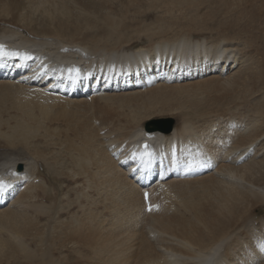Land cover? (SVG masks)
Masks as SVG:
<instances>
[{"label":"bare ground","instance_id":"obj_1","mask_svg":"<svg viewBox=\"0 0 264 264\" xmlns=\"http://www.w3.org/2000/svg\"><path fill=\"white\" fill-rule=\"evenodd\" d=\"M142 1L140 0V2ZM149 1H151V5L148 4V6L152 8H163L162 11L169 14L173 10H178L180 14L174 16L173 20H170L172 16L169 15L168 17L171 16L168 19L169 21L164 18L159 20L160 18H158L157 22H159H154L157 24L154 28L148 25L142 26L146 27L143 29V33L148 38L147 43H145L137 42L140 39L138 35L139 30L136 36H128L121 31L123 28L126 30L129 26V24H125V17L124 19H117L119 20L117 21L114 20L115 17L109 16H104L103 26H98L95 32L88 33L83 32L81 26L78 24L73 25L63 21L57 28L54 26L56 29L52 30L50 26L52 31L49 34L47 33L48 35H42L40 33L41 30L39 31L40 34L32 32L34 30L30 26L31 22H25L26 24L23 25V28L29 36L22 34L24 38L20 37L18 41L11 40L9 39V35L13 34L12 32H16L17 29L8 26L9 24L22 26L20 20H22V9L26 6V0H0V26L8 28L0 29V41L5 46V51L9 52L11 47L19 44H38L39 48L41 44H45L47 45L45 51L52 52L49 54L54 53L56 57L59 55L63 59H69L60 55L61 46H74L79 49L80 54L81 52L87 53L85 50L87 48L91 54L100 50L98 52L105 54L107 52L109 56L116 55L120 58L122 57L123 61L131 66L129 69L121 68L118 70V74L116 75L120 76V79L118 78L119 81L123 77L127 79V76L135 81L138 79L148 80V83L144 86H148L147 89L141 92L136 91L126 94L118 92L113 95L111 93L105 95L101 93L99 96L91 95L90 101L88 97L86 99H69L68 97L51 96L44 90V87L32 90L29 82L18 81L21 84L15 82L20 76L22 79H27L26 81H32V84L37 82V85H40L42 80L48 79L51 71L47 63L48 61L43 60L40 62L33 61L30 64L26 63L27 66L24 67L26 70L20 76H12V79L15 81L6 79L0 82V114L6 107H4L5 103L10 100V107L19 111L23 118L22 120L15 118L17 123L14 118H11L14 122L12 123L13 125H10L9 120H3L0 117V176L15 179L16 176L18 177L21 172L25 171L29 176L34 175V179L36 177L40 179L39 182H32L31 184H27L23 189L18 190L11 188L15 184L12 181L8 179L4 182L0 181V184L5 186L3 191H0V229L1 231L4 229L10 233V236L7 238L4 235L3 237L0 236V264H63L67 263L73 254L79 262L84 256H88L87 261H92V264L94 262L100 264H177L183 260L186 262L190 261L189 264H214L221 260H233V252L231 250H234L233 247H237V244V251H242L244 257L234 264H256L259 259L264 258V237H262L264 234L262 236L259 234L262 237V241L256 245L253 241L255 233H253L252 228H249L251 221L247 218V215H249L247 213L248 207H245L248 203L251 205L261 203L262 208L259 209V212L264 213V159L257 160L255 158L256 154L260 151L259 149L253 154V160L249 159L245 161V159L241 163H236L234 156L236 155L237 157L243 154L248 146L264 135V99L260 98L254 100L255 102L252 101L253 107L251 108V112L256 114L255 117L247 115V120H243L240 118L243 114L239 115L237 113L239 111L235 112V109L238 107L237 105L249 104L253 93L261 89L264 91V0H222L218 4L219 8L212 12L216 14L217 11L223 10L222 12L226 20L218 25L219 30L215 29L219 37L209 41L208 45H205L206 42L203 43L198 39L196 34H193L194 31L192 30L200 26L199 23L192 17L188 18L190 11L194 10L197 13L199 6L208 0ZM131 2L134 3V0ZM29 8L31 7L27 6V9ZM25 20L28 21V19ZM58 21H55V23H58ZM184 28L185 30H189L188 35L182 31ZM231 29H234L233 31H235L236 35L244 33H252V37L254 35L255 39L252 40L251 37L247 39V43L255 48L254 55L255 57L259 56V61L253 62L250 65L251 67L253 66V71L247 72L245 70L247 68H245L242 73L238 72L224 79L221 78V80L220 73L223 68L227 69L225 72L227 73L231 67L238 63L237 54L240 49L232 45L227 48L226 45L230 42L224 43L222 41L223 44H220V40L222 39H227L228 41V39L233 38L227 35L228 31H232ZM131 30H135V28ZM141 30L140 27V32ZM170 33H172L171 36H169ZM15 34L18 35V32ZM183 34L190 39V51L189 49L186 50L190 47H186L182 43L183 41L187 42ZM47 36H51L52 38H47ZM154 36H158L156 42L152 39ZM5 37L7 38L5 39ZM203 47L208 48L207 51L204 49V54H209V57L212 58V61L210 60L211 62L207 65H205L206 58L196 56ZM105 54L101 55L105 57ZM221 54L225 55L221 56ZM81 55H79L80 60L85 57ZM254 55H252L253 58ZM5 60H8L11 65L15 63L10 55L5 56ZM99 61L102 62V60ZM1 64H4L3 61ZM41 65L45 68H41ZM140 65L144 67V70L138 74L137 66ZM9 67L10 64L4 65L1 70L3 69L2 71L5 73L9 72L8 74H10ZM66 68L70 73L61 74ZM56 70L62 72L54 74L56 78H54L51 85L49 81L47 84L43 83V85L58 88L59 94H63L60 90H64L66 86L69 92L72 87L71 85L75 84L81 73H83L77 67L72 68L71 66L65 67L63 65L58 66ZM195 72L197 73L196 78L203 79L197 81L194 85L187 86V76L191 75L193 77ZM200 72L202 73L201 76H199ZM206 74L210 75L206 76ZM135 75L138 78L134 79ZM156 75L158 77L157 80L153 79ZM59 76L62 77L60 78ZM181 80H186V86L177 84ZM116 81L115 75H105L103 79V82L109 85L110 83L113 85ZM159 81L162 83L159 84ZM171 81L176 82L177 85L168 88L167 83ZM190 83L192 82L190 81ZM16 86H26V88H23L25 92H23L22 96H18L14 88ZM201 91L206 94L205 97L198 101L193 100V98L196 99L199 96L198 94ZM185 92L187 94L182 99V103L175 105L169 101L173 95L183 96ZM33 93H35L34 97ZM44 97L51 103L48 105L39 104V102L44 100ZM224 99H226V102L223 105L222 101ZM231 100L235 101L232 105L233 107L230 106ZM215 107L216 109H214ZM36 108L39 115L35 113ZM49 110H54V115ZM90 110H92V115H90ZM3 112L5 113V111ZM236 114L239 116H236ZM171 115L177 116V119L174 116L172 117L176 119V125L171 131L164 133H159L158 131L145 133L144 131V133H141L143 128L140 129V127L143 126L144 120L150 117H170ZM93 117L95 121L98 120L99 124L94 125L92 123ZM213 117H216L218 120L221 119V121H218L220 124L211 132V134H215V137H204L205 133L214 125L213 121L215 120L212 119ZM42 122H48L49 125L45 126ZM196 122L200 123L195 125ZM51 123L61 124L63 127H51ZM101 125L106 126L107 133H113L111 129L114 127L118 130L116 137L111 139L110 135H108L106 138L108 137L111 140L123 139V145L121 141L116 144V146L121 144L120 146L122 147V151H117L118 156H121L119 160L114 159L115 156L111 155L103 145L107 139L103 137V141L98 134V129L100 130ZM242 126L246 130L240 129ZM41 127L43 128L41 130L43 133L38 132L39 134H34ZM5 128L6 130H3ZM126 128L127 130H125ZM130 133L133 134L129 136ZM35 136L47 138V143L49 141L52 147H46L49 150L56 148L57 151L53 152L50 157H45L41 147L33 146L32 154L38 158L35 163L36 170H33L31 168L35 166L30 162L33 156L31 155V157L26 152V149L31 142L36 143L31 139ZM228 137H232L229 140V146L224 144V140H228ZM204 139L209 143H213L212 148L216 153L220 148V152L223 151L217 154L218 161L215 168L216 171L224 170V176L219 173L207 172L196 179L173 177L171 175L173 168L179 167L183 169L185 166L175 162L169 151L177 147L180 149V152H190L195 148L194 145L196 143L202 142ZM125 140L127 141L125 142ZM189 140H191V144L185 145L186 141L188 142ZM219 140L222 141L221 144L217 143ZM145 145H147V148H145ZM158 146L162 147L160 151H158ZM164 156H168L167 159L170 162L163 170L161 164L164 161ZM204 156H206L204 160L194 158V155L189 156L192 158L190 163L210 164L209 156ZM228 156L233 160L227 159ZM60 158L63 161L61 164L65 167L68 163L74 171L72 173L78 175L77 177H74L68 171H63V169L59 172H54L53 162L57 163ZM127 158H130L132 168L136 165L139 167L134 171L132 176L128 175L127 171L120 165V161L125 162ZM17 162H19L18 165H24L23 171L16 168ZM130 164H127L128 167ZM158 170L160 174L154 181L165 178L168 181L160 187L158 186V188L151 186L154 181L146 187L149 190V200L152 205L151 210L147 212L143 200L144 187L137 182L135 183L133 178L137 177L139 173H142L139 177L144 176V178H147L154 171ZM227 176H235L238 179L244 180L247 183L244 184L245 187H250V191H244L241 187L237 189V186L234 188L232 187L233 185H224L223 182L224 180L226 181ZM84 177L88 179L91 187L94 188L103 183L104 185L108 183L111 188L114 186L123 188V203L125 204L124 208L128 211V215L126 214L128 216V226H120L118 223L120 219L115 217L113 225L111 223L108 226L100 227V222L95 217L96 212L85 210L79 218L71 216L72 218L70 219L57 221L56 224L51 226V229L42 230L44 224L40 226L39 219L42 216L43 218L46 217V220H48L46 224H49L52 218L51 215H53L57 206V196L60 191H65L61 184L67 180L79 182ZM193 182H202L203 187L200 191L205 193L204 195L207 200L204 201L207 202L200 203L202 200L196 202L189 197L182 198L181 205L184 207L183 209L189 212V214L187 213L184 216V214L175 211L174 201L180 194L187 193V190L190 191L184 184L187 185ZM226 182H228V179ZM10 188L11 192L8 194L7 191ZM104 188L103 190L101 189L102 193H104ZM11 196L14 197L13 203L23 204L27 208H30L31 211L27 208L18 209L2 206L3 201ZM192 197H194L193 194ZM39 198H45L46 202H38ZM69 198L67 197L66 203L69 201ZM113 198L115 199V196ZM104 199L108 200L105 197ZM86 203L92 202L86 201ZM156 204L158 207H156ZM109 206L111 207L110 204ZM62 208L59 206L60 210ZM243 208H245L244 212ZM143 220L149 226V231L154 234L155 240H159L160 244L153 245L152 240L147 236V232H141ZM40 222L42 223V221ZM240 223H243V230L246 233L244 239L242 235H237V230L233 232V229V234L231 235L227 231L229 227L239 225ZM261 223H264V221L261 220ZM254 224L252 225L254 226ZM262 226L264 227V225L259 227L262 228ZM160 233L172 236L176 242L174 241V244L164 243L167 240L166 236H159ZM239 237L243 240H240ZM228 238L232 239L228 240ZM29 243L35 246L39 244L41 250L35 251V249H31ZM46 243H48L47 246ZM70 248L72 249L70 250ZM212 254H215L217 258L214 262L210 261L208 263V260L204 258Z\"/></svg>","mask_w":264,"mask_h":264},{"label":"rangeland","instance_id":"obj_2","mask_svg":"<svg viewBox=\"0 0 264 264\" xmlns=\"http://www.w3.org/2000/svg\"><path fill=\"white\" fill-rule=\"evenodd\" d=\"M39 1V2H38ZM128 1V2H127ZM131 1H133V0H131ZM130 0H26V6H24V8L22 9V20H20V24L22 25V26H14V25H10L9 24V26L8 27H11V28H15V29H17V31L16 32H18V35L17 34H15L16 32H12L13 34H10L9 35V39H11V40H15V41H18V40H20V37L22 38L24 35H22V34H26L27 32H26V30L23 28V25H25L26 23H28V22H31V28L34 30V31H32V32H34V33H38V34H42V35H48L49 34V32L50 31H52L55 27L57 28L58 27V25H60V24H62L63 23V21H65V22H68V23H70V24H78L79 26H81V28H82V31L83 32H86V33H88V32H95L97 29V27L98 26H103V24H104V22H103V18H104V16H109V17H112V18H114V20H117V19H124V17H125V24L127 23V24H129V26H128V28H126V30H124V28L121 30L122 32H124V34H126V35H128V36H130V35H132V36H136V34H137V32H138V30H139V32H138V35L140 36H138L140 39H138L137 40V42H145V43H147V41H148V38L144 35L145 33H143V29H145L146 27H142V26H145V25H148V26H150V27H155V25H157V24H155L154 22H157V19L158 18H160L159 20H161V18H164L165 20H168L171 16V18H170V20H173L174 19V16H177V15H179L180 13H179V11L178 10H173L172 12H171V14H169V13H167V12H163L162 10H163V8L161 9V8H152L151 6H148V4L149 5H151L150 4V2L151 1H149V0H143L142 2H140V0H134V3L133 2H131ZM137 1V2H136ZM144 1H145V3H144ZM147 1H148V3H147ZM222 0H208V1H206V2H204L202 5H200L199 6V8H198V10H197V13H195V11L193 10V11H190L189 13H188V18L189 17H192V18H194L198 23H199V25L200 26H198L196 29H194V30H192V31H194L193 32V34L195 35H197V37H198V39H200L203 43L204 42H206L205 43V45H208L207 43L209 42V41H211V40H213L214 38L216 39V37H219V34L215 31V29H217V30H219L218 29V25L220 24V23H222V22H224L226 19L224 18V14H223V10H220V11H217V13L216 14H214L212 11L213 10H215V9H217V8H219L218 7V4L221 2ZM125 3V4H124ZM136 3V4H135ZM141 3V4H140ZM146 3H147V5H146ZM124 5V6H123ZM136 5V6H135ZM27 6L29 7H31V8H29V9H27ZM148 6V7H147ZM128 8V9H127ZM156 9V10H155ZM137 11V12H136ZM24 12V13H23ZM126 12V13H125ZM163 12V13H162ZM43 13V14H42ZM167 13V14H166ZM63 14V15H62ZM72 14V15H71ZM28 15V16H27ZM169 15H171L170 17H168ZM62 16V17H61ZM131 16V17H130ZM135 16V17H134ZM156 16V17H155ZM23 17H24V19H23ZM49 17V18H48ZM167 17V18H166ZM54 18H55V20H54ZM133 18V19H132ZM25 19H28V21L27 20H25ZM30 19V20H29ZM52 19V20H51ZM130 19V20H129ZM187 19V18H186ZM49 20V21H48ZM59 20V21H58ZM52 21H53V23H52ZM55 21H58V23L56 22L55 23ZM117 21H119V20H117ZM169 21V20H168ZM187 21H188V19H187ZM26 22V23H25ZM37 22V23H36ZM61 22V23H60ZM95 22V23H94ZM135 22V23H134ZM141 22V23H140ZM159 22V21H158ZM157 22V23H158ZM185 22V21H184ZM50 23H52V24H50ZM132 23V24H131ZM148 23V24H147ZM153 23V25H151ZM34 24H35V27H34ZM57 24V25H56ZM90 24V25H89ZM93 25V27H91ZM48 26V27H47ZM50 26H51V28H52V30H51V28H50ZM55 26V27H54ZM90 26V28H88ZM96 26V27H95ZM140 27H141V32H140ZM186 27V26H185ZM1 28H5V29H8L7 27H5V26H0V29ZM45 28H46V30H45ZM55 28V29H56ZM134 29L135 28V30H131V29ZM23 29V30H22ZM128 29H130V30H128ZM200 29V30H199ZM25 30V31H24ZM41 30V31H40ZM47 30H49V31H47ZM124 30V31H123ZM232 31H228V34L227 35H229V36H232L233 38H230V40L228 39V41H227V39H222V40H220V44L222 45L223 44V42L222 41H224V43L225 42H230L229 44H227L226 45V47L227 48H229V47H231V45L232 46H234V47H237V48H239L240 50H238V54H237V58H238V63H236V65L235 66H233V67H231L230 69H229V71L227 72V73H223V74H221L220 73V79L222 78V79H224V78H226L227 76H232V75H234V74H236V73H238V72H243L244 70L243 69H245V68H247V69H245V70H247V72H250V71H253L252 70V67L250 66V65H252V63L254 62H257V61H259V56H256L255 57V55H254V47H252L251 45H249L247 42H248V40L247 39H249V38H251L252 37V33H249V34H247V33H244V34H239V35H236L235 34V31H233L234 29H231ZM39 31H40V33H39ZM46 31V32H45ZM182 31L183 32H186V35H188L187 33L189 32V30H185V28L184 29H182ZM26 32V33H25ZM136 32V33H135ZM237 32V31H236ZM48 33V34H47ZM134 35H133V34ZM238 33V32H237ZM240 33V32H239ZM143 34V35H142ZM262 34V33H261ZM260 34V35H261ZM264 34V33H263ZM26 35H28V34H26ZM172 35V33H170L169 34V36H171ZM184 36V38L187 40V42L186 41H183L182 43H184V45L187 47V46H189L190 48H187L186 50H188L189 49V51H190V49H191V44H190V42H189V38H187V36L185 35V34H183ZM244 35H245V37H244ZM142 36V37H141ZM137 37V38H138ZM240 37V38H239ZM264 37V36H263ZM7 37H5V39H6ZM24 38V37H23ZM47 38H52L51 36H47ZM136 38V39H137ZM157 38H158V36H154V37H152V39L153 40H155L154 42H156L157 41ZM255 39V37H254V35H253V37H252V40H254ZM52 40H54V39H52ZM186 43V44H185ZM188 43V44H187ZM256 43H257V41H256ZM45 45V44H44ZM118 45V44H117ZM116 45V46H117ZM206 47V46H205ZM205 47H203L201 50H200V52H199V56H203V58H204V56H205V54H204V51L206 50H208V48L206 49ZM233 48V47H232ZM205 49V50H204ZM86 51H87V53L86 52H84V53H86L87 54V56L90 58V60H89V58H86L85 59V57L84 58H82V59H84L85 61L83 62L84 64L82 65V66H85V67H89L90 68V70H91V73H94L95 72V69H94V59H96V61H97V59H98V61L99 60H102V62L101 63H103V64H105V66H108V65H112V63H113V66H112V68L108 71V70H103L102 71V73H104V74H108V73H113V72H116L117 70H119L118 68L119 67H121V66H123V64L125 63L124 61H123V58L121 57H118V56H116V55H110L109 56V54L106 52V54L105 53H100V52H98V51H100V50H98L97 52H92V54H91V52H89L90 50L87 48V49H85ZM89 50V51H88ZM144 51H146V50H144ZM243 51V52H242ZM90 53V54H89ZM96 53V54H95ZM242 53V54H241ZM253 53V54H252ZM93 54H95V55H93ZM101 54H105V57H104V55H101ZM204 54V55H203ZM225 54H226V52H225ZM225 54H221V56H224ZM252 55H254V58L252 57ZM96 56V57H95ZM98 56V57H97ZM207 57H205V58H207L206 60H208V64L211 62L210 60L211 59H209L210 57H209V55H206ZM65 57H68V56H66L65 55ZM107 57V58H106ZM113 57V58H112ZM254 60H253V59ZM251 60H253L252 62H251ZM256 60V61H255ZM108 62V63H107ZM122 63V64H121ZM220 63H221V61H220ZM220 63H218V64H220ZM248 65V67H246ZM102 66V65H101ZM105 66H103V67H105ZM244 66V67H243ZM251 67V69H250V67ZM241 67V68H240ZM223 70H225L224 68H223ZM222 70V71H223ZM255 70V69H254ZM142 72V70H139L138 71V74L139 73H141ZM69 73H70V71H69ZM117 74H118V71H117ZM246 74V73H245ZM244 74V75H245ZM84 75V77L87 75L86 73L85 74H83ZM82 75V76H83ZM211 75H213V74H211ZM3 77V76H2ZM118 78L120 79V76H118V75H115V81L116 80H118ZM135 78V77H134ZM114 79V78H113ZM112 79V80H113ZM203 78H194V79H191L190 81L192 82V83H190V81L189 80H187L188 82H186V80H183L182 82H177V84L178 85H185L186 86V84H185V82L187 83V86H191V85H194L195 83H197V81H201ZM221 79V80H222ZM6 79H3V78H0V82L1 81H5ZM10 80H14V79H10ZM15 81V80H14ZM127 83H131V80H129V79H127V80H125ZM15 82H17V83H19L18 81H15ZM118 82H121V81H119L118 80ZM174 82V81H173ZM172 81L171 82H169V83H167V87L168 88H170L171 86H174V85H177L176 84V82H174L173 83ZM159 83V82H158ZM162 82H160L159 84H161ZM171 83V84H170ZM180 83H182V84H180ZM190 83V84H189ZM19 84H21V83H19ZM100 86H101V84H99ZM31 88H32V90H35V89H37L38 87H39V85L38 86H34L33 84H32V86L31 85H29ZM148 87V86H147ZM147 87H145V88H129V89H126V90H107V91H104L103 93V95H105V94H117L118 92L119 93H131V92H136V91H143V90H145V89H147ZM15 88V90L17 91V93H18V96H22L23 95V92H25V90L23 89V88H26V86H23V87H19V86H16V87H14ZM43 88V87H42ZM73 88H75V86H72L71 87V90L68 92V93H71L72 91H73ZM49 95H51V96H57V97H62V98H69V99H80V98H84V99H86V97L85 96H76V95H73V94H68V95H64V94H59V93H54L53 94V92H47ZM34 94L35 93H33V97H34ZM184 95L183 96H181V95H176V96H172L171 98H170V100L169 101H171V103H173V104H175V105H177V103H182V99L184 98V96L187 94L186 92L185 93H183ZM201 94V95H200ZM200 94H198L199 96H197L196 97V99L195 98H193V100H196V101H198V100H201V99H203L204 97H205V93L203 92V91H201L200 92ZM64 95V96H63ZM100 95V94H99ZM99 95H97V94H94L93 96H99ZM264 91L261 89L260 91L258 90V91H256L255 93H253L252 95H251V100H250V102H249V104H239V105H237V106H235V107H237L236 109H235V112H237V111H239V112H237L239 115L240 114H243L242 116H240V118L241 119H243V120H247V115H253L254 117L256 116V114L255 113H252L251 112V108L253 107L252 106V103L253 102H255L254 100H257V99H264ZM178 96V97H177ZM177 97V98H176ZM181 98V99H180ZM200 98V99H199ZM173 99V100H172ZM46 97H44V100L42 101V102H39V104H45V105H48L49 103H51L49 100H46ZM89 101H90V99H88ZM176 100V101H175ZM178 100V101H177ZM181 100V101H180ZM185 100V99H184ZM16 101H17V99H16ZM173 101H175V102H173ZM240 101V100H239ZM238 101V102H239ZM253 101V102H252ZM226 102V99H224L223 101H222V103H223V105H224V103ZM235 103V101L234 100H231V107H233L232 105ZM238 104V103H237ZM179 105V104H178ZM6 106V107H5ZM185 106V105H184ZM4 107H5V109H3L2 110V113L0 114V117H1V119H3V120H9V122H10V125H13L12 123L14 122V120L16 121V119L15 118H20V120H22L23 118L21 117V114H20V112L19 111H17V110H15V109H13V108H11L10 107V100H8L6 103H5V105H4ZM13 109V110H12ZM37 109V108H36ZM214 109H216V107L214 108ZM249 109V110H248ZM8 110V111H7ZM242 110V111H241ZM3 111H5V113L3 112ZM37 111V112H36ZM51 113H52V115H54V110H49ZM35 113L37 114V115H39V113H38V109L37 110H35ZM55 114H56V111H55ZM238 114H236V116H239ZM245 114H246V116H245ZM90 115H92V110H90ZM228 115H231V114H228ZM227 115V116H228ZM175 117V115H171L170 117L169 116H158V117H150V118H148V119H146V120H144V122H143V126L142 127H140V129H142L143 128V130L141 131V133L143 132L144 133V131H145V133L146 132H152V131H158L159 133H164L165 131H162V129L163 128H165L167 125H169L170 124V120H172V124H173V127L176 125V119H177V116L175 117V118H172V117ZM244 116V117H243ZM11 118H14V120L13 119H11ZM212 119H214L215 121H213V123H214V127L212 126V127H210V130L209 131H207L205 134V136L204 137H209V138H211L212 136H214L215 137V134L213 135V134H211V132L214 130V129H216V126L217 125H219L220 123H218V121H221V119L220 120H218L216 117H213ZM216 119H217V122H216ZM152 120H154V122H152V125H157L158 126V128L159 129H161V130H158V129H152V127H151V125H150V122L149 121H152ZM199 121V120H198ZM201 122V121H200ZM200 122H196V124L195 125H198V123H200ZM16 123H17V121H16ZM15 123V124H16ZM43 123V125H45V126H47V124L49 125V123L48 122H42ZM92 123L94 124V125H97V124H99V122H98V120H96L95 121V119H94V117L92 118ZM211 123V122H210ZM240 124V123H239ZM239 124H237V125H239ZM51 125V127H63L61 124H58L57 125V123H55V124H53V123H51L50 124ZM105 125H107V124H105ZM105 125H101L102 127L100 128V130L98 129V134L100 135V137H101V139L103 140V137H105V139H107V140H103L104 141V146L108 149V148H110V154L111 155H114L115 157H114V159H120L121 158V156L119 157L118 156V154H117V151L118 150H115L114 148H113V145H116L118 142H120L121 141V143H122V145H123V139H120V140H118V139H113V140H111L113 137H116L117 136V132H118V130H116V128L114 127L113 129H111V130H113V133H107L106 132V126ZM4 126H6V125H4ZM9 127H12V126H9ZM103 128V129H102ZM247 128V127H246ZM60 129V128H59ZM234 129H235V127H234ZM240 129H243V126L240 128ZM3 130H6V128L5 129H3ZM41 130H43V128L41 127V128H39L38 129V131H36L34 134H39L40 132L41 133H43ZM125 130H127V128L125 129ZM243 130H246L245 128L243 129ZM241 131V130H240ZM39 132V133H38ZM33 134V133H32ZM111 134H112V136H111ZM133 134V133H132ZM131 133H130V135L129 136H131L132 135ZM108 135H110V137H111V139H109L108 137L106 138V136H108ZM232 136V135H231ZM229 138V137H228ZM32 139V141H34V142H36V143H30L29 145H28V148L26 149V152H28L29 153V155L32 157H30L29 159H30V162L32 163V165H36L35 163H36V160L38 159L37 158V156L36 155H33L32 154V150L34 149L33 148V146L35 147V146H39V147H41V149L43 150V153H44V155H45V157H50L51 155H52V153L53 152H55V151H57L56 150V148L55 149H50L49 150V148H51L52 146V144L51 143H49V141H48V143H47V138H44L43 136H35V137H32L31 138ZM38 140V141H37ZM127 140H125V142H126ZM225 142H224V144L225 145H227V146H229L230 145V141H229V139L227 140H224ZM184 143H185V141H184ZM191 144V140H189L188 142L186 141V143H185V145H187V144ZM218 144H221L222 143V141H218L217 142ZM263 143H264V135L262 136V137H260V139H258L257 141H255L253 144H251L250 146H248L247 147V150H245L246 152H248V154L247 155H245L244 156V158H247L245 161H248L249 159H252L253 160V154L255 153V151L257 150V149H259L260 151H259V153H257L256 155V159L257 160H261V159H264V145H263ZM34 144H36V145H34ZM51 144V145H50ZM212 144L213 143H209L206 139H204L202 142H200L199 143V145H198V147H197V149H198V153H200L201 151H202V149H206V150H209V149H211L212 148ZM217 144V145H218ZM261 144V145H260ZM121 145V144H120ZM120 145H118V146H120ZM46 146H50L49 148L48 147H46ZM219 146V145H218ZM260 146V147H259ZM220 147V146H219ZM31 148V149H30ZM119 148V150L120 151H122V147L120 146V147H118ZM159 150L158 151H160L161 149H162V147L161 146H158L157 147ZM263 148V149H262ZM157 150V149H156ZM223 150V149H222ZM176 151H177V149H176ZM221 151V148L219 149V151L217 152V153H215L216 155L218 154V153H221L220 152ZM223 152V151H222ZM117 154V155H116ZM180 154L181 153H179V155L178 156H180ZM120 155V154H119ZM230 156H233V155H230ZM230 156H228L227 157V159H232ZM235 156V158H236V155H234ZM243 158V159H244ZM32 160H34L33 162H32ZM61 160V161H60ZM233 160V159H232ZM240 162V161H239ZM18 163L19 162H17V165H16V168L18 169V167L20 166V168H22V171H23V168H24V165L23 164H21V165H18ZM58 163H59V166H58ZM61 163H63V161H62V159L60 158L59 159V161L56 163V162H53V170H54V172L56 171H60V170H62L63 169V171H68V173H70V174H73L72 173V168L70 167V165L67 163L66 165H65V167L61 164ZM119 163V162H118ZM237 163V162H236ZM61 164V165H60ZM1 165V164H0ZM1 167V166H0ZM19 168V169H20ZM36 168V166L35 167H32L31 169H33V170H36L35 169ZM56 168H57V170H56ZM124 168V167H123ZM18 169V170H19ZM30 169V170H31ZM126 171H127V169L126 168H124ZM221 171V172H220ZM224 170H217L216 171V169H214L213 171H210L211 173H216V174H221L222 176H224V172H223ZM28 172H31V171H28ZM74 172V171H73ZM76 172V171H75ZM210 172H208V173H210ZM127 173H128V171H127ZM74 175V177H77L78 175H76L75 173L73 174ZM34 176V175H33ZM33 176H29V174L27 173V172H24L23 173V175L21 176V177H17V179H16V182H15V184H14V188H15V190H18V189H23L27 184H31L32 182L33 183H37V182H39L40 181V179H37V177L34 179L33 178ZM33 178V179H32ZM197 177H195V178H191V179H196ZM23 179V180H22ZM29 181H28V180ZM81 179H83V180H79V182L77 181V182H73V180H70V181H65V182H63L61 185H62V187H63V189H65V193L63 192V191H60V193L58 194V196H57V202H56V209L54 210V212H53V215H51V220H50V222H49V224L47 225L46 224V222L48 221V220H46V217L45 218H43V216L39 219V225L41 226V225H43L44 224V227L42 228V230H47L48 228L49 229H51V226L53 225V224H56V222L57 221H59V220H61L62 221V219H70V218H72L73 216L74 217H80V215L83 213V211H87V210H92V211H95L96 212V219H97V221L98 222H100L99 223V225H100V227H105V226H108L109 224H111L112 223V225L114 224V222H113V220L115 221V217H118L120 220H118V223L120 224V226L122 225V227H126V226H128V224H129V222H128V220H127V215H128V211L126 210V208H124L125 207V204L123 203V188L122 187H120V188H117V187H112L111 188V186H109L108 185V183H106L105 185H107L109 188V190L107 189V186L105 187V185H104V183L103 184H100L99 186L100 187H102V188H100L99 186H97V187H91V184H90V182L88 181V179L86 178V177H84V178H81ZM227 179H228V182H231V183H229L228 184V182H226L227 181ZM227 179H226V181L224 180V185H228V186H231V185H233L232 187H234V188H236L235 186H237V189H240V187H241V189H244V191L246 190V191H250V187H245V185L244 184H247L246 182H244V180H242V179H238V178H236L235 176H227ZM25 180V181H24ZM31 180V181H30ZM23 181V182H22ZM168 181V179L167 180H165V179H163V180H159V181H154L155 183H156V185H153V183L151 184V186H153V187H156V188H158V186L160 187L161 185H163L164 183H166ZM158 182V183H157ZM163 182V183H162ZM26 183V184H25ZM243 183V184H242ZM89 184H90V186H89ZM188 184H190V185H188ZM187 185L186 184H184V186L188 189H190V191L189 190H187V193H185V194H180V195H182L181 197H180V195H179V197L178 198H176L175 199V201H174V208H175V211H177L178 213H181V214H184V216H186L187 215V213L189 214V212L186 210V209H183L184 207H182V205H181V199L183 198V199H185V198H190L191 200H193V201H196V202H200L199 200H202V202H200V203H206L207 201H204V200H207L206 198H205V193H202V191H200V190H202V187H203V185H202V182H193V183H188ZM195 184V185H194ZM198 184V185H197ZM66 185V186H65ZM104 185V186H103ZM243 185V186H242ZM65 187V188H64ZM88 187H89V189H88ZM91 187V188H90ZM99 187V188H98ZM106 188V190H105V188ZM198 187V188H197ZM201 187V188H200ZM239 187V188H238ZM51 188V187H50ZM93 188H94V190H93ZM97 188V189H96ZM103 188H104V193H102L101 191L103 190ZM196 188V189H195ZM246 188V189H245ZM96 189V190H95ZM102 189V190H101ZM118 189V190H117ZM119 189H122V190H119ZM97 190H98V192H97ZM108 190V191H107ZM117 190V191H116ZM193 190H195V191H193ZM119 191V192H118ZM200 191V192H199ZM77 192V193H76ZM196 192V193H195ZM107 193V194H106ZM111 193V194H110ZM120 193V194H119ZM196 194V196H195V194ZM71 194V195H70ZM114 194V195H113ZM192 194H193V196L194 197H192ZM204 195V197H203V195ZM68 195V196H67ZM77 195V196H76ZM79 195V196H78ZM120 196V197H118V196ZM198 195V196H197ZM200 195H202L201 197H200ZM105 198H108V200L106 199H104V197ZM112 196V197H111ZM115 196V199L113 198ZM59 197V198H58ZM67 197H70L68 200V202L66 203V199H67ZM78 197V198H77ZM117 197H118V199H117ZM199 197V198H198ZM207 197V196H206ZM13 196H11L10 198H6L5 199V203H3L2 204V206H5V207H10V208H18V209H22V208H27L26 206H24L23 204H17V203H13ZM100 198H102V199H104V200H100ZM121 198V199H120ZM196 198V199H195ZM79 199V200H78ZM114 199V200H113ZM109 200H111V201H109ZM38 202H41V203H43V202H46L45 201V198H39L38 200H37ZM77 201H79V202H77ZM83 201H85V202H83ZM86 201L87 202H92V203H86ZM98 201V202H97ZM109 203H108V202ZM204 201V202H203ZM36 202V201H35ZM83 204H81V203ZM58 203V204H57ZM74 203V204H73ZM80 204V205H79ZM87 204V205H86ZM108 204V205H107ZM109 204L111 205V207L109 206ZM157 205V204H156ZM21 206V207H20ZM59 206H60V208L61 207H63L62 208V210H60L59 209ZM181 206V207H180ZM58 207V208H57ZM79 207H81V208H79ZM83 207V208H82ZM113 207V208H112ZM156 207H158V205L156 206ZM246 208L248 207V214L249 215H247V218H249L250 219V226H249V228H252L253 229V233H255L254 234V236H256V238H259L260 239V237L264 234V227L262 226V228L261 227H259V226H261V225H264V223H261V220H263L264 221V213L263 212H259V209H261L262 208V204L261 203H255V204H250V203H248L246 206H245ZM250 207V208H249ZM29 211H31V209L30 208H27ZM58 209H59V213H58ZM65 210H66V212H65ZM186 210V211H185ZM243 210V212H244V210H245V208H243L242 209ZM241 210V211H242ZM60 211H62V212H60ZM113 211V212H112ZM108 212V213H107ZM30 213V212H29ZM70 213V214H69ZM127 214V215H126ZM72 216V217H71ZM112 216H113V218H112ZM123 216V217H122ZM60 217V218H59ZM98 217V218H97ZM241 220V219H240ZM40 221H42V223L40 222ZM110 221V222H109ZM241 222V221H240ZM255 223V224H254ZM257 223V224H256ZM116 224V223H115ZM252 224H254V226L252 225ZM261 224V225H260ZM145 225V226H144ZM142 227H141V232L142 233H146L147 232V236L150 238V240H152V243H153V245H157V244H160L159 243V240L157 241V240H155V237L153 236L154 234L151 232V231H149V229H148V225H146L145 223H144V220L142 221V225H141ZM253 226V227H252ZM233 227V228H232ZM257 227H259V228H257ZM256 228V229H255ZM234 229V230H233ZM232 230H233V232L234 231H236L237 230V232H238V234L237 235H242L243 237V239L246 237V233L244 232V230H243V223H240L239 225H236V226H231V227H229V229L227 230L228 232H229V235H231V234H233V232H232ZM2 231H3V233H2ZM1 231V229H0V233H1V235L0 236H2L3 237V235H4V237H9L10 236V233L9 232H7L6 230H2ZM257 233V234H256ZM45 234H46V232H45ZM44 234V235H45ZM261 236H260V235ZM166 236L165 238L167 239V240H165V242L164 243H169V244H174L176 241L175 240H173L174 238L172 237V236H169V235H166V234H159V236ZM233 237V236H232ZM262 237H264V236H262ZM261 237V238H262ZM159 238V237H158ZM242 238H240L239 237V239L240 240H243ZM173 241H172V240ZM230 238H228V240H229ZM232 239V238H231ZM230 239V240H231ZM227 240V239H226ZM175 241V242H174ZM25 242V241H24ZM173 242V243H172ZM44 243H45V241H44ZM48 245V243H46V246ZM44 246H45V244H44ZM29 247L32 249H35V251H40L41 250V247H40V245L39 244H37L36 246L35 245H33L32 243H29ZM236 248V249H235ZM238 244H237V247H233V249L234 250H231V252H233V260H229V259H227V261L226 260H224V259H226V258H224L223 260H224V262L226 263V264H234V263H237V262H239L240 261V259L242 258V257H244L243 255H242V251H237L238 249ZM72 248H70V250H71ZM239 252V253H238ZM60 255H62V254H60ZM72 256V258L70 259V260H68V262L66 263H63V264H85V263H87V264H92L91 262H89V261H87V257L88 256H84L81 260H80V262L76 259V257H75V255L73 254V255H71ZM74 257V258H73ZM264 258H261V259H259L260 261H262V262H260V261H257L256 262V264H264V260H263ZM75 261V262H74ZM184 261V262H183ZM183 261H180V262H178L177 264H189V262L190 261H185V260H183ZM220 262H223L222 260L221 261H218V262H215L216 264H221ZM223 262V263H224ZM95 264H100V263H97V262H94ZM93 263V264H94ZM192 264V263H191ZM252 264H254V263H252Z\"/></svg>","mask_w":264,"mask_h":264},{"label":"snow or ice","instance_id":"obj_3","mask_svg":"<svg viewBox=\"0 0 264 264\" xmlns=\"http://www.w3.org/2000/svg\"><path fill=\"white\" fill-rule=\"evenodd\" d=\"M9 55H20V53L18 52H7L5 51V46L4 45H0V57H3V56H9ZM145 148H147V145H145ZM4 185L3 184H0V191H3L4 189Z\"/></svg>","mask_w":264,"mask_h":264}]
</instances>
